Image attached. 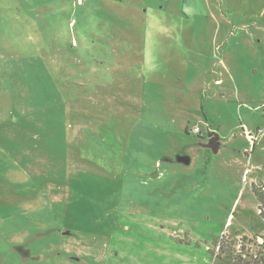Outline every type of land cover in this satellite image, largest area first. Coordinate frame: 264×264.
<instances>
[{"label": "rangeland", "instance_id": "rangeland-1", "mask_svg": "<svg viewBox=\"0 0 264 264\" xmlns=\"http://www.w3.org/2000/svg\"><path fill=\"white\" fill-rule=\"evenodd\" d=\"M196 5L0 0V264H213L223 235L259 256L264 0Z\"/></svg>", "mask_w": 264, "mask_h": 264}, {"label": "crops", "instance_id": "crops-1", "mask_svg": "<svg viewBox=\"0 0 264 264\" xmlns=\"http://www.w3.org/2000/svg\"><path fill=\"white\" fill-rule=\"evenodd\" d=\"M81 4L83 5V0H80ZM115 4L117 6H112V1L111 0H103V5H105L107 8H116L118 12L122 13L123 15L125 14H132L135 18H141L149 16L150 18H167L169 16L177 14H182V16H185L186 18H189V16L196 17V9L197 5L193 7L194 10L189 7L186 9L184 6L179 7V4H184L186 2L189 3H200L202 0H114ZM210 1V0H208ZM76 3L78 4L77 0ZM163 31H168V29L163 30ZM180 38L182 40V44L185 45H190L189 40H190V34L193 32L192 29H189L187 27L181 28L180 29ZM72 40V39H71ZM179 43V41H178ZM188 50L186 47H183V50L181 53L175 54V59L174 62L176 65H182L185 62V56L182 55L184 51ZM186 123H189L187 120ZM196 124V121L194 125ZM186 127V125H184ZM197 126V125H196ZM186 131L189 130L188 127L185 128ZM201 130V128H200ZM202 136L201 131L199 133ZM220 146V144H219ZM219 149V148H218Z\"/></svg>", "mask_w": 264, "mask_h": 264}, {"label": "trees", "instance_id": "trees-1", "mask_svg": "<svg viewBox=\"0 0 264 264\" xmlns=\"http://www.w3.org/2000/svg\"><path fill=\"white\" fill-rule=\"evenodd\" d=\"M251 190L259 203V215L264 220V188H256L254 184H251ZM241 239L249 240L246 236H242L239 241ZM215 246L218 250L213 253L211 251L216 259L213 264H264V243L259 246V256L255 257L249 254L247 250L243 252L241 242L237 243L232 239H225L224 235Z\"/></svg>", "mask_w": 264, "mask_h": 264}, {"label": "water", "instance_id": "water-1", "mask_svg": "<svg viewBox=\"0 0 264 264\" xmlns=\"http://www.w3.org/2000/svg\"><path fill=\"white\" fill-rule=\"evenodd\" d=\"M209 136V140L206 144H204L206 147H209L213 150V152H217L218 148H219V136L217 133L215 132H210L208 133ZM180 161L184 162V163H189L190 162V158L188 156H184L180 158Z\"/></svg>", "mask_w": 264, "mask_h": 264}, {"label": "built area", "instance_id": "built-area-1", "mask_svg": "<svg viewBox=\"0 0 264 264\" xmlns=\"http://www.w3.org/2000/svg\"><path fill=\"white\" fill-rule=\"evenodd\" d=\"M77 2L79 3L80 0H77ZM193 131L196 132V133H199L201 130H200L199 126H194Z\"/></svg>", "mask_w": 264, "mask_h": 264}]
</instances>
